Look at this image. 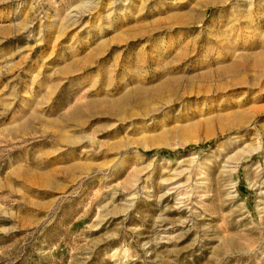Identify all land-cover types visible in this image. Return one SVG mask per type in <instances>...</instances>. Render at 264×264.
I'll return each instance as SVG.
<instances>
[{"label":"rangeland","instance_id":"rangeland-1","mask_svg":"<svg viewBox=\"0 0 264 264\" xmlns=\"http://www.w3.org/2000/svg\"><path fill=\"white\" fill-rule=\"evenodd\" d=\"M0 264H264V0H0Z\"/></svg>","mask_w":264,"mask_h":264}]
</instances>
